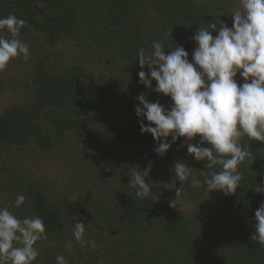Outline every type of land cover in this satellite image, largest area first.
<instances>
[{"label": "trees", "instance_id": "obj_1", "mask_svg": "<svg viewBox=\"0 0 264 264\" xmlns=\"http://www.w3.org/2000/svg\"><path fill=\"white\" fill-rule=\"evenodd\" d=\"M216 1L0 0V18L14 14L26 21L19 39L29 45L27 61L15 58L0 71V208L19 219H43L47 239L37 242L33 264H57L58 255L68 264H264V248L251 240L255 211L264 201V193L254 190L264 186V142L240 138L253 155L238 166L240 186L227 196L204 194L201 171L222 169L208 170L206 161L192 156L189 181L177 182L185 187L181 197L197 208L190 214L170 207L171 198L151 173L145 182L155 199L136 198L128 186L131 169L143 170L146 155L157 153V141L141 132L137 97L172 105L170 97L140 82L138 73L148 69L140 68L138 50L150 51L159 41L166 52L183 46L191 61L198 28L221 24ZM70 138L98 146V153L75 150L72 159L105 163L101 177L85 173L80 181L61 183L49 173L39 176L17 157L37 149L44 162L57 150H69ZM186 143L199 144L200 137H181L171 149ZM193 179L202 186L191 188ZM76 193L79 199H70ZM20 194L26 201L17 208ZM78 220L88 224L85 239L94 240L95 248L74 239Z\"/></svg>", "mask_w": 264, "mask_h": 264}, {"label": "clouds", "instance_id": "obj_2", "mask_svg": "<svg viewBox=\"0 0 264 264\" xmlns=\"http://www.w3.org/2000/svg\"><path fill=\"white\" fill-rule=\"evenodd\" d=\"M240 5L232 13V27L221 21L219 27L211 22L209 27L198 28L193 36L197 47L191 61L183 46L166 52L159 41L152 43L150 51L140 48L137 53L140 68L148 69L138 73L140 82L172 101L167 108L159 102H149L145 94H140L136 113L141 132L150 133L157 141L155 151L160 156L181 137L191 141L199 136V144L186 143L188 154L198 162L206 161L208 170L214 166L222 169L210 173L201 171L205 175L207 197L215 191L232 195L240 186L242 175L238 166L253 155L240 144L241 137L246 135L251 140L264 142V0H240ZM25 24L24 19L14 14L0 18V71L15 58L29 59V45L19 39ZM5 30L11 38L4 34ZM238 73L243 80L241 84L235 79ZM153 81L156 82L154 89ZM145 118L148 124L144 123ZM205 143L210 147L201 146ZM151 169L152 162H149L146 169L136 166L129 172L128 186L135 189L136 198L155 199L152 186L145 182ZM173 170L175 178L168 186L176 192V198L169 201L175 209L182 204L181 194L185 190V187L176 188L175 180L185 184L192 168L180 161L173 165ZM189 186L196 189L202 185L193 179ZM254 190L264 193V186L255 185ZM70 199L78 200L79 194ZM25 201L23 194L18 195L15 207H21ZM255 220L251 240L264 248V201L255 211ZM87 225L78 220L72 235L82 248H95L94 240L85 239ZM46 239L42 218L19 219L8 207L0 208V264H33L40 254L37 242ZM66 248L72 249L71 241ZM56 262L68 264L62 255L56 257Z\"/></svg>", "mask_w": 264, "mask_h": 264}, {"label": "rangeland", "instance_id": "obj_3", "mask_svg": "<svg viewBox=\"0 0 264 264\" xmlns=\"http://www.w3.org/2000/svg\"><path fill=\"white\" fill-rule=\"evenodd\" d=\"M196 1L199 3L209 4L215 0ZM216 2L222 6V11L220 13L222 14L221 21L229 27H232V13L241 8L240 0H217ZM235 79L238 84L243 83L239 73ZM3 103L5 102H2V104ZM67 141L69 150L66 152L57 150L56 152L48 155V158L44 162L43 152H39L37 149H31V151H28L27 153L23 151L17 157H19L22 163L28 164V168L37 173L39 176L43 177V174L49 173L54 180L61 181V183L62 181L66 184L72 181H80L84 178L85 173H89L93 177H101V174L104 173L105 168L107 167L105 163L97 162L93 159L88 164H85L72 159L76 157L75 150L78 151V153L81 151L89 152L90 150L94 153H98L100 151L98 146L90 139L79 140L76 138H70ZM92 151L89 153H92ZM120 154H123L121 153V150ZM149 157V155H146L143 168L146 169L149 162H152V169L150 173L153 175V179L156 180L155 184H158V189L168 195L166 198L175 199V189L168 186L173 183L175 178L173 165L176 162L182 161L191 168L193 166L191 163L193 157L188 154L187 147L185 145H179L170 149V151H168L164 156H160L156 153L154 157L148 159ZM14 166H17V163L14 164ZM177 182L178 180H175L176 188H178ZM196 200H198V198H196ZM181 201L182 204L178 206L181 211L190 214L191 212H194V210H197L194 204L186 201L183 197H181Z\"/></svg>", "mask_w": 264, "mask_h": 264}]
</instances>
